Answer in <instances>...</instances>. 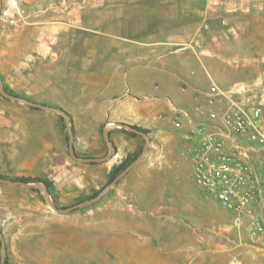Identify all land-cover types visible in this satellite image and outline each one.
I'll return each mask as SVG.
<instances>
[{
  "label": "rangeland",
  "instance_id": "rangeland-1",
  "mask_svg": "<svg viewBox=\"0 0 264 264\" xmlns=\"http://www.w3.org/2000/svg\"><path fill=\"white\" fill-rule=\"evenodd\" d=\"M244 1L252 6H237L218 19L229 40L217 48L228 56L255 57L241 70L239 60L231 62L229 73L236 76L235 82L253 84L262 79L264 83V0ZM167 3L1 0L0 78L9 93L44 104L54 102L53 93L66 83L70 67L89 60L95 67L104 59V49L88 44L89 38L109 32L150 35L171 24H198L191 17L165 19L171 10ZM43 113L44 109L0 92L1 177H30L29 183L52 180L37 160L43 152L38 139L49 134ZM161 166L150 164L126 199L108 196L113 187L129 181L126 175L133 168L99 201L65 213L52 209L39 188L0 182V229L8 263L264 264V235L253 233L250 217L230 212L202 189L191 165ZM55 189L51 185L49 192L59 208L101 191L92 183L81 192L71 184ZM256 207L264 221V206ZM1 255L0 248V261Z\"/></svg>",
  "mask_w": 264,
  "mask_h": 264
},
{
  "label": "crops",
  "instance_id": "crops-1",
  "mask_svg": "<svg viewBox=\"0 0 264 264\" xmlns=\"http://www.w3.org/2000/svg\"><path fill=\"white\" fill-rule=\"evenodd\" d=\"M163 2L171 5L165 19L191 17L198 19V24L195 21L187 25L171 24L150 35L109 32L107 36L89 38L88 44L104 49V59L95 67L90 60L70 67L66 83L53 93V99L57 100L47 102L68 113L78 157H106L110 151L105 138L107 128L115 147L114 155L104 161L84 162L73 158L64 116L58 111L45 110L49 136L38 139L43 152L37 155V160L44 164L43 169L54 180L52 185L57 190L71 184L81 192L91 183L99 190L109 182L115 167L143 152L146 137L125 127H114V122L148 129L151 141L147 156L126 175L129 181L125 179L122 185L113 187L108 199H126L132 195L136 182L149 171L150 164L192 166L181 151L197 147L201 132L193 133L189 124L175 127L172 119L178 110L204 105L205 91L213 84L228 89L236 83H248L247 80L235 82L236 76L229 73V65L239 60L237 67L241 70L255 57L228 56L217 48L229 40L227 29L218 19L237 6L248 9L252 5L244 0ZM181 27L185 30L181 31ZM260 82L263 80L254 81Z\"/></svg>",
  "mask_w": 264,
  "mask_h": 264
},
{
  "label": "built area",
  "instance_id": "built-area-1",
  "mask_svg": "<svg viewBox=\"0 0 264 264\" xmlns=\"http://www.w3.org/2000/svg\"><path fill=\"white\" fill-rule=\"evenodd\" d=\"M172 124L201 132L197 147L181 151L197 184L230 212L250 217L253 233L264 235L256 207L264 206V83H236L230 89L213 84L204 105L179 109Z\"/></svg>",
  "mask_w": 264,
  "mask_h": 264
},
{
  "label": "water",
  "instance_id": "water-1",
  "mask_svg": "<svg viewBox=\"0 0 264 264\" xmlns=\"http://www.w3.org/2000/svg\"><path fill=\"white\" fill-rule=\"evenodd\" d=\"M0 2H1V0H0ZM0 92L4 97H6L10 100L21 102V103L27 104V105L35 107V108H40V109L49 110V111H58L59 113H61L66 120L67 130H68V134H69V151H70V154L72 155L73 158L80 160V161H84V162H94V161H104V160H106V159H108L114 155L115 147L113 145V142L109 139L108 134H107L109 128H107L105 130V138H106L107 144L110 147V151H109L108 155L104 158H81V157H78L75 153V149L73 146V136H74L73 135V127H72V124L70 121V117L66 111H64L58 107H53V106H50V105H47L44 103L36 102V101L30 100V99L21 97V96L16 95V94L9 93L6 90L4 83H3L1 78H0ZM112 126H114V127L115 126H121V127L127 128L131 131L137 132V133L143 135L144 137H146L147 143L144 146L143 152L137 158H135L131 163H129L118 175H116V177L112 181H109L96 196H94V197H92L86 201L74 204V205L67 207V208H59L56 205L53 198L51 197L47 186L43 182L29 183V182H25L22 180L6 179L4 177H0V182L12 184V185H23V186L30 187V188L41 189L43 194H44L46 201L49 203L51 208L54 209L55 211L59 212V213H65V212H68V211H71V210H74L77 208H82V207L91 205V204L99 201L137 163H139L142 159H144L145 156L147 155L148 151H149V145H150L151 138H150V135L148 133L144 132L143 130L137 128L134 125H130V124H126V123L114 122ZM0 240H1V245H2L1 246L2 255H1L0 264H6V256H7L8 247H7V244H6L5 239H4L3 231L1 229H0Z\"/></svg>",
  "mask_w": 264,
  "mask_h": 264
},
{
  "label": "trees",
  "instance_id": "trees-1",
  "mask_svg": "<svg viewBox=\"0 0 264 264\" xmlns=\"http://www.w3.org/2000/svg\"><path fill=\"white\" fill-rule=\"evenodd\" d=\"M62 109V108H61ZM63 110V109H62ZM137 128H139V129H141V130H143L144 132H146V133H148L149 131H148V129H145V128H142V127H138V126H136ZM138 155H136V156H134L132 159H130V160H126V161H124V162H122L121 164H119L117 167H115L114 168V170H113V172H112V174H111V177H110V179H109V181H112L115 177H116V175H118L129 163H131L136 157H137ZM1 177V176H0ZM18 180H22V181H25V182H31L32 181V179L30 178V177H23V178H20V179H18ZM38 181H42L46 186H47V188L49 189V191H50V187H51V185H52V182L50 181V180H38ZM34 190H38V189H34ZM100 192V191H99ZM99 192H95L94 194H93V196L92 197H94V196H96ZM92 197H90V198H92ZM1 240H0V248H1ZM6 264H9L8 263V257L6 258Z\"/></svg>",
  "mask_w": 264,
  "mask_h": 264
}]
</instances>
